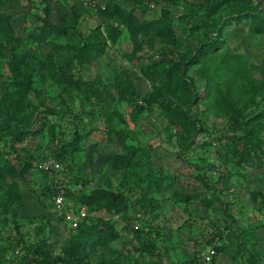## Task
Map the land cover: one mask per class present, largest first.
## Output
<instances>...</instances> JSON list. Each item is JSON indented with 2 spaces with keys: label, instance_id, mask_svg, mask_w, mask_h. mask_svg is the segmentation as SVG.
Wrapping results in <instances>:
<instances>
[{
  "label": "rangeland",
  "instance_id": "374dc122",
  "mask_svg": "<svg viewBox=\"0 0 264 264\" xmlns=\"http://www.w3.org/2000/svg\"><path fill=\"white\" fill-rule=\"evenodd\" d=\"M117 1L106 17L99 0H0V264L86 237L53 197L76 209L98 188L126 210L85 264H205L210 246L208 264H264V0Z\"/></svg>",
  "mask_w": 264,
  "mask_h": 264
},
{
  "label": "trees",
  "instance_id": "16d2710c",
  "mask_svg": "<svg viewBox=\"0 0 264 264\" xmlns=\"http://www.w3.org/2000/svg\"><path fill=\"white\" fill-rule=\"evenodd\" d=\"M89 3L91 1L96 0H87ZM101 1L103 5L97 4V10L101 11L105 14L106 17L112 16L115 12L122 11L123 7L121 3H119L117 0H99ZM96 4V3H95ZM78 14L77 12L73 11L72 17L77 18ZM183 18V17H182ZM45 26L47 27L46 30L48 32L51 31H57V32H64V28H61L60 26H57L55 24L50 23V21L45 20ZM159 33H164L165 36L174 38L176 35V31L173 26L170 25H162ZM85 46V47H84ZM214 45H207L206 47L203 46V44H200L194 51L196 55H202L204 56L206 52L209 50H212ZM84 50H91L93 48H96L97 46L94 44V42L85 43L83 45ZM194 56V55H193ZM15 58V57H14ZM192 59L189 58L186 60L188 64L192 63ZM185 62V63H186ZM65 75V79L74 81L78 80V77H74L71 73L63 72ZM181 77L186 80L187 78V71L185 67L183 70H181ZM76 78V79H75ZM27 77L20 75L18 77V82L24 87L28 88L29 82H27L26 85H23V82L26 83ZM224 99L226 103V107L229 109L228 111L233 112L231 115H233L234 120H238L239 116L243 113V108L239 107L237 108L234 104V102L231 100L228 93H224ZM200 97V96H199ZM202 97V96H201ZM199 101L198 96L196 93H193L190 100L187 103V107L185 110V115L188 116L192 121L196 122V119L191 116V109L192 107ZM249 121H245V124H248ZM35 126V125H34ZM38 127H29L26 131L27 133L29 131H36ZM113 161L117 162L118 164L122 165L124 164V161L126 162L127 159H124L123 156L115 155L113 157ZM242 156H240V159ZM242 160V159H241ZM238 163L240 164L241 161L239 160ZM56 194V191L55 193ZM83 205L87 208V216L85 219H88L90 223H82L80 224L81 229L87 225L88 231L86 228H83L86 230V233L88 234L86 237H82L81 239H78L72 244H70L68 247H66L62 254L54 255L49 248L45 247V245H35V243L30 244L27 247V251L30 254L31 259L28 261L27 264H85L84 258L88 256V252L92 250L96 244L102 242L100 241V238H105L106 240H111L117 237V232L115 231V225L118 222L120 218H123L119 215V212H125L126 210V204L124 201V197L121 194H115L113 191H110L108 189L104 188H98L91 191V193L85 195L83 197ZM101 211V215H97L95 218H92L90 216L92 211ZM113 215H118V219L114 218ZM136 235H138L140 232L139 228L134 227L132 230ZM45 243V242H44ZM214 258V257H213ZM212 258V260H213ZM86 260V259H85ZM94 264H107L104 261H98Z\"/></svg>",
  "mask_w": 264,
  "mask_h": 264
},
{
  "label": "built area",
  "instance_id": "2783aa9c",
  "mask_svg": "<svg viewBox=\"0 0 264 264\" xmlns=\"http://www.w3.org/2000/svg\"><path fill=\"white\" fill-rule=\"evenodd\" d=\"M49 164L52 166L53 169L61 168V165L55 159H50ZM54 203L60 207L63 211L65 220L69 223L77 225L83 222L87 216V208L86 206H80L79 208H72L70 204L65 200L64 194L62 191H58L54 197ZM215 248L210 246L204 253H203V263L208 264L211 262L213 256L215 255Z\"/></svg>",
  "mask_w": 264,
  "mask_h": 264
}]
</instances>
